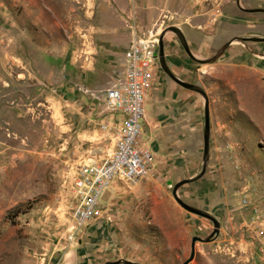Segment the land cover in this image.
I'll use <instances>...</instances> for the list:
<instances>
[{"label": "rangeland", "instance_id": "rangeland-1", "mask_svg": "<svg viewBox=\"0 0 264 264\" xmlns=\"http://www.w3.org/2000/svg\"><path fill=\"white\" fill-rule=\"evenodd\" d=\"M5 1L42 54L73 48L82 35L89 55L87 71L70 70L82 86L48 80L42 67L39 82L0 96V264H183L195 236L186 264H264V12L249 11L264 0H39L40 8L35 0ZM132 25L158 43L167 29L169 69L208 96L206 169L177 195L216 218L217 234L172 193L201 172L204 98L158 61L141 131L157 156L153 170L135 184L113 180L98 219L76 225L73 218L68 182L114 142L101 128L103 102L89 94L101 97L123 75ZM230 39L213 62L201 63Z\"/></svg>", "mask_w": 264, "mask_h": 264}, {"label": "built area", "instance_id": "built-area-1", "mask_svg": "<svg viewBox=\"0 0 264 264\" xmlns=\"http://www.w3.org/2000/svg\"><path fill=\"white\" fill-rule=\"evenodd\" d=\"M130 35L123 58V75L101 97L91 94L103 102L100 114L105 112L108 119L101 128L112 131L114 142L111 152L104 157L78 165L68 182L76 225L101 216V199L113 180L135 184L154 168L155 153L144 143L141 131L146 95L158 61V38L152 31L144 33L133 25Z\"/></svg>", "mask_w": 264, "mask_h": 264}, {"label": "crops", "instance_id": "crops-1", "mask_svg": "<svg viewBox=\"0 0 264 264\" xmlns=\"http://www.w3.org/2000/svg\"><path fill=\"white\" fill-rule=\"evenodd\" d=\"M35 2H37L36 6L40 8V1L35 0ZM0 6V88L3 91L0 93V96L4 97L14 87L17 90L22 89L26 82L34 85L37 82L34 79L39 82V72L42 70V67L44 69L43 74L47 75L48 80H57L62 77L60 78L62 82L66 80L67 82H73L82 86L81 82L78 83V78L71 73L74 67H78L82 72L87 71L88 68L85 60L89 54L87 48L84 46L82 35L73 48L61 47L59 50L54 48L52 52L42 54L41 42L33 33L30 34L29 30H25L22 15L16 14L12 9L14 3L1 0ZM128 34L129 40L126 49L131 37L130 33ZM124 53L122 58H124ZM79 58L82 59L79 60V63H76V60ZM81 61L82 63H80ZM61 65H63L62 71L59 70ZM80 66L82 67L80 68ZM155 69L154 66V76ZM12 85L15 86L12 87ZM83 89V87H80V90ZM89 97L96 101L91 94H89ZM145 125L146 122L144 121V127H146ZM143 141L150 147L148 141ZM155 157L157 156L155 155Z\"/></svg>", "mask_w": 264, "mask_h": 264}, {"label": "water", "instance_id": "water-1", "mask_svg": "<svg viewBox=\"0 0 264 264\" xmlns=\"http://www.w3.org/2000/svg\"><path fill=\"white\" fill-rule=\"evenodd\" d=\"M249 11L252 12H264V8H252L249 9ZM169 30L173 31L175 33V35L177 36L181 46L183 47V49L185 50V52L190 56L193 57L194 56L191 54V51L189 49L188 43L186 41V38L183 34V32L180 30V28L175 27V26H171L168 28ZM167 30V29H166ZM160 35L159 38V43H158V53H157V58H158V62L160 67L166 72V74L173 79L176 83H178L179 85H181L182 87L195 91L197 93H199L203 98H204V131H203V151H202V169L201 172L196 176V177H192L190 179H184L181 181H178L173 189H172V193L173 196L175 197L176 201L186 210L204 216L206 218H209L214 225V229H213V234H217L218 233V221L216 220V218H214L212 215H210L208 212L189 205L187 203H185L178 195H177V190L178 187L181 186L182 184H184L185 182H191L193 180H195L196 178L200 177L201 175H203V173L205 172L206 169V164L209 158V134H210V122H209V104H208V96L206 94V92L204 91V89L202 87H200L199 85L195 84V83H190L184 80H181L180 78H178L176 75H174L171 70L169 69L168 65L166 64L165 61V57H164V51H163V43H162V35L164 34V32ZM233 41V39H230L228 41H226L221 48L219 49V51L210 59L207 60H200L201 63L204 62H213L217 57H219L231 44V42ZM196 59V58H194ZM196 239H200L199 237H193L192 238V244H191V253H190V257L187 261H185L183 264H186L187 262H189L193 256H194V241Z\"/></svg>", "mask_w": 264, "mask_h": 264}, {"label": "flooded vegetation", "instance_id": "flooded-vegetation-1", "mask_svg": "<svg viewBox=\"0 0 264 264\" xmlns=\"http://www.w3.org/2000/svg\"><path fill=\"white\" fill-rule=\"evenodd\" d=\"M247 38H249V37H247Z\"/></svg>", "mask_w": 264, "mask_h": 264}]
</instances>
